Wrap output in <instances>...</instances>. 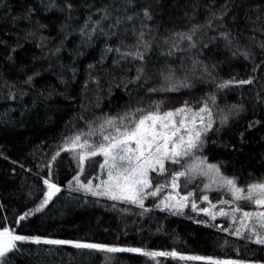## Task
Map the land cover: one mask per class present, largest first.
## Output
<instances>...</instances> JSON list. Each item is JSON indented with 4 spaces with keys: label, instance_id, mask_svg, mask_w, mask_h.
Instances as JSON below:
<instances>
[{
    "label": "trees",
    "instance_id": "trees-1",
    "mask_svg": "<svg viewBox=\"0 0 264 264\" xmlns=\"http://www.w3.org/2000/svg\"><path fill=\"white\" fill-rule=\"evenodd\" d=\"M6 2L14 11L9 12L8 8H0V206H2L0 224L7 223L10 227L16 228L17 218L39 205L45 190L41 177H47L48 172L43 167L38 169L37 165L43 166L50 161L55 151L54 146L61 142V135L69 134L65 132V125L69 121L84 129L83 121L74 120L81 114V103L89 107V111L84 114L86 118L94 121L95 117L103 116L105 113L123 114L128 105L133 108L148 107L153 101H164L163 110L167 111L180 107L185 100L193 101L206 93L216 91L215 84L206 78L204 81L193 80L194 87L180 88L179 91L148 94L146 88L129 85L127 91L123 87H113L109 94L107 72L112 70L113 58V54H109L104 70L102 71L99 66L96 68L97 74L102 77L103 90L98 92L95 86H92L85 99L82 95V86L88 75L87 66L96 64L105 44L101 36L88 43L81 42L76 29L83 23L86 11L81 7L73 13L80 19L73 22L72 28L68 30L72 34L64 41L59 56L53 57L49 53L62 38L59 26L64 22V15L55 10L45 12L40 6V0ZM108 2L110 0H87V3H95L97 7ZM138 2L150 3L154 9V19L149 25L154 30L156 41L146 64L153 79L147 87L159 88L162 83L160 69L166 66L176 68L177 79L185 75L184 71L179 70L181 53L171 57L160 55L161 52L168 50V46L163 43L164 38L170 37L173 31L187 30L189 24L186 13L191 14L194 6L199 5L196 14L198 20L203 22L206 7L214 4L219 8L225 0H138ZM234 2L244 5L233 12V15L239 13L243 21L245 8L264 3V0ZM72 3L82 5L84 0H72ZM28 4L35 5L38 9L32 19L46 24L47 28L37 32L36 37L26 38V33L33 30V25L25 20H19L14 25L11 17L20 14ZM225 24L234 32L241 33L242 45L247 43L245 37L250 33L242 22L237 28L232 24L230 15ZM128 27L131 28V25ZM41 35L55 38V42H46L43 49L38 48L36 45L40 43ZM208 35L217 33L209 32ZM259 38L258 36L257 39ZM134 42L129 32L126 43ZM109 43L115 46L118 41L112 38ZM203 43H208L209 47L183 54L187 67H191L189 56L196 57L198 53H202L199 59L209 65H216L214 71L216 83L232 77L239 80L247 79L249 75L256 76L253 85L233 86L217 92V103L220 107L241 103L244 111L223 126L217 118L215 128L218 131L210 133L206 138L203 155L208 157L211 163L223 162L224 175L238 178L241 187L264 181V67L253 73L254 65L242 57L233 58L223 41L209 43L208 39L204 38ZM182 47L186 48L187 44H183ZM255 51L257 52L255 63L259 64L260 51L259 49ZM9 55L12 56V61L7 60ZM128 67H131L129 76L131 78L136 74L135 65H125V68ZM70 68L76 69L75 76ZM35 72L40 74L34 78L31 85L21 83ZM113 74L117 80L122 75L120 70ZM196 75L199 76L200 73L197 72ZM62 80L65 82L62 83ZM5 82L8 85H15L14 90L17 93L23 91L27 92V95L21 98L17 94L16 100L7 101L4 98L8 91ZM50 92L52 95L49 97ZM97 96L99 107H96ZM140 101L142 103L138 104ZM257 120L260 123L249 129V123ZM241 133L244 134L243 139ZM101 163L103 157L99 156L87 164L84 183H87L89 178L102 175L99 168ZM29 169L30 171H26ZM76 171V165L70 162L68 154L62 153L57 158L53 167V181L58 183L62 190L41 212L34 213L20 223L19 234L67 240L81 239L116 244L120 247H139L147 251L175 249L184 255L241 260L254 258L264 261V246L251 243L245 246L244 240L221 231L216 227V223L209 226L210 224L201 218H193L187 214L173 215L167 210L161 211L155 207L156 198L145 200V207L151 211L144 212L135 205L113 202L106 197H93L82 191H70L66 187L67 181L76 174ZM154 174L152 173L153 181H156ZM18 246L20 251L10 254L6 264H203L171 257L150 259L135 253L105 254L89 253L87 250L81 252L71 246H38L28 242H18Z\"/></svg>",
    "mask_w": 264,
    "mask_h": 264
},
{
    "label": "snow or ice",
    "instance_id": "snow-or-ice-1",
    "mask_svg": "<svg viewBox=\"0 0 264 264\" xmlns=\"http://www.w3.org/2000/svg\"><path fill=\"white\" fill-rule=\"evenodd\" d=\"M40 6L45 12L55 10L65 17L64 22L59 26L62 38L60 43L50 51V56H59L64 47V41L72 34L68 30L72 28L73 22H78L80 19L73 13L81 7L87 13L83 18V23L79 24L76 29L81 42H91L97 36L105 40L100 59L96 64L87 66L88 75L82 86V95L85 99H87V93L92 90V86H95L98 92L103 90L102 77L97 74L96 68L99 66L102 71L104 70L109 54H113L112 70L107 72L109 94L113 87H123L127 91L129 85L146 88L148 94L160 91H179L180 88L194 87L193 80L204 81L206 78L215 84L216 91L206 93L193 101L185 100L180 107L167 111L163 110L164 101H153L148 107L133 108L128 105L123 114L105 113L103 116L95 117L94 121L86 118L84 114L89 111V107L81 103V114L74 120L83 121L84 129L73 121H69L65 125V132L69 134L61 135V142L54 146L55 151L50 161L43 166L37 165L38 169L43 167L48 172L47 177H41L45 190L39 205L20 215L16 220V228L10 227L7 223L0 224V264H6L10 254L20 251L18 242H28L38 246H71L81 252L87 250L89 253H135L150 259L171 257L181 261L203 262V264H264V261L254 258L241 260L184 255L175 249L147 251L139 247H120L116 244L81 239H56L41 235H24L18 232L22 221L27 220L34 213L41 212L61 192V186L53 181V167L57 158L64 153L68 154L70 162L75 163L77 168L76 174L67 181L66 187L70 191H82L93 197H106L113 202L135 205L144 212L151 211L145 207V200L149 198H157L159 202L155 207L161 211H171L173 215L181 214L190 205L194 212H202L211 220H215L217 216L229 219V228L219 225L216 227L231 236L244 240L245 246L249 243L264 246V181L249 183L246 187H241L238 178L224 175L223 162L211 163L209 158L203 155L206 138L210 133L218 131L215 128L217 118L223 126L244 111L241 103L227 105L225 108L220 107L217 103V92L233 86L253 85L256 82V76L249 75L247 79L239 80L232 77L216 83L217 77L214 75L216 65H209L199 59L202 53H198L196 57H188L191 60V67L185 65L183 56L184 53L198 48L207 49L209 44L203 43L204 38H207L209 43L223 41L225 48L231 52L233 58L242 57L245 61L252 63L254 65L252 72L256 73L259 68L264 67V3L245 8L243 21L239 13L233 15V12L244 5L243 3L237 4L234 0H225L219 8H216L214 4L208 5L203 22L198 20L196 14L199 5L194 6L191 14L186 13L189 24L187 30L173 31L170 37H165L163 43L168 46V50L160 54L171 57L176 53H181L179 70L184 71L185 75L177 79L175 75L177 69L166 66L159 70L162 81L159 88L147 87L153 77L149 74L146 64L156 41L154 30L149 25V22L154 19L152 4H141L138 0H110L97 7L95 3H87V0H84L82 5H75L72 0H40ZM0 8H8L9 12L14 11L6 0H0ZM37 11L35 5L28 4L20 14L11 17L14 25L19 20H25L33 25V30L26 33V38L36 37L37 32H42L47 28L46 24L32 19ZM230 15L232 24L237 28L241 22L246 26V30L250 33L245 37L247 43L242 45L241 33L234 32L225 24ZM129 25L131 28L128 27ZM129 32L135 41L131 44L126 43ZM209 32H215L217 35L209 36ZM258 36L259 39H257ZM112 38L118 41L115 46L109 43ZM39 40L40 43L36 46L41 49L46 46V42H55V38L43 35L39 37ZM185 43L186 48L182 47ZM256 49L260 51L259 64L255 63ZM12 51L14 52L15 49ZM7 60L12 61V56L9 55ZM125 65H135V76L129 78L131 67L125 68ZM69 70L75 76L76 69L70 68ZM116 70L122 73L118 80L113 74ZM197 72L200 73L199 76L196 75ZM39 74L35 72L21 83L31 85ZM5 87L8 89L4 97L7 101L16 100L17 94L21 98L27 95V92L23 91L17 93L14 90L15 85H8L7 82H5ZM51 95L50 92L49 97ZM96 99V107H99V96ZM259 123L258 120L252 121L248 127L251 129ZM243 135L241 133V139ZM99 156L103 157V163L99 165L102 175L89 178L87 183H84L87 164ZM169 165L179 170L169 173ZM152 173L158 177L170 175V181L154 183ZM198 178L206 181L202 188L197 186L198 199L207 203L208 207H201L198 203L197 190L186 191L184 195L178 191L181 187L187 189ZM95 180L99 182L94 183ZM169 187L171 191L160 200L159 194ZM212 192L222 193L230 199H225L222 195L220 200L213 203L210 200ZM244 202L254 205L255 210H244L242 207ZM217 207H219L218 211L215 210ZM233 225H235L234 230H232ZM225 243L227 244V241Z\"/></svg>",
    "mask_w": 264,
    "mask_h": 264
},
{
    "label": "rangeland",
    "instance_id": "rangeland-1",
    "mask_svg": "<svg viewBox=\"0 0 264 264\" xmlns=\"http://www.w3.org/2000/svg\"><path fill=\"white\" fill-rule=\"evenodd\" d=\"M174 170H179L177 168H174L173 166H169V173H171L172 171ZM152 175V174H151ZM154 177L156 179V181H154V183H164L165 180H169L170 181V175L167 176V177H158L156 174H154ZM206 181L203 179V178H198L197 181L194 183V184H191L187 187V189L181 187L180 189H178V191L180 192L181 195H184L186 191H193V190H197V201L198 203L200 204L201 207H208L209 205L203 201H199L198 199V189H197V186H199V188H202L203 187V184L205 183ZM181 183L183 184V180L181 181ZM171 191V188L169 187L167 190H165L164 192L160 193L159 194V199L162 200L164 198V196H166L169 192ZM222 193H218V192H212L210 193V200L213 202V203H216L218 200L221 199L222 197ZM223 198L225 199H230L229 196L227 195H223ZM157 201V203L159 202V200L156 198L155 199ZM242 207L244 208V210L246 211H253L255 210V206L254 205H251L247 202H244L242 204ZM216 211L219 210V207H217V209H215ZM168 211V210H167ZM171 212V211H170ZM182 215H189L193 218H201L203 221H205L206 223L210 224L213 226V224H217L219 226H224L225 228H229L230 227V220L229 219H226L224 217H220V216H217L215 220H211L209 217H207L204 213L202 212H194L191 208V206L189 205L188 207H186L183 212L181 213ZM233 230L235 228V225L232 226Z\"/></svg>",
    "mask_w": 264,
    "mask_h": 264
},
{
    "label": "water",
    "instance_id": "water-1",
    "mask_svg": "<svg viewBox=\"0 0 264 264\" xmlns=\"http://www.w3.org/2000/svg\"><path fill=\"white\" fill-rule=\"evenodd\" d=\"M62 189V188H61Z\"/></svg>",
    "mask_w": 264,
    "mask_h": 264
}]
</instances>
